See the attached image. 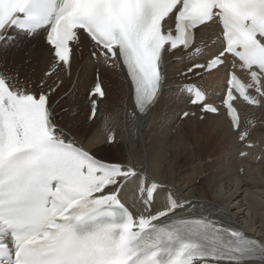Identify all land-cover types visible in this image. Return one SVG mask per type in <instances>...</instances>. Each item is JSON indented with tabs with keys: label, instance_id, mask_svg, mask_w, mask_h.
Masks as SVG:
<instances>
[{
	"label": "snow or ice",
	"instance_id": "6c2138e0",
	"mask_svg": "<svg viewBox=\"0 0 264 264\" xmlns=\"http://www.w3.org/2000/svg\"><path fill=\"white\" fill-rule=\"evenodd\" d=\"M173 13L174 33L165 29ZM214 19L223 29V51L188 72L222 65L225 53L239 59L252 83L229 73L223 99L236 128L233 90L249 104L260 102L247 92L253 84L264 96V0H0V53L14 39L11 32L43 33L54 70L70 67L75 48L90 43L92 57L126 71L138 123L137 114H147L161 95L164 53L188 48L193 30ZM185 87L202 112L218 111L199 88ZM51 91L20 86L0 72V264H264V240L241 228L207 217L168 219L184 203L171 195L155 214L130 212L119 199L122 184L140 175L149 206L158 185L145 188L131 162L98 159L59 128ZM90 95H105L99 78ZM105 131L114 143L107 121Z\"/></svg>",
	"mask_w": 264,
	"mask_h": 264
},
{
	"label": "bare ground",
	"instance_id": "6f19581e",
	"mask_svg": "<svg viewBox=\"0 0 264 264\" xmlns=\"http://www.w3.org/2000/svg\"><path fill=\"white\" fill-rule=\"evenodd\" d=\"M48 61L47 47L39 38H32L7 46L6 51L0 53V72L11 76L12 82L25 85L39 76ZM96 67L100 68L106 95L101 103L103 113L98 112L89 123L87 94ZM164 73L167 84H171L175 70L165 69ZM223 82L222 70L205 81L211 90V99L223 87ZM129 100L130 88L122 75L81 56L74 61L69 80L58 88L51 107L57 126L95 156L123 164L131 162L147 179L159 182L162 185L157 192L159 198L170 191L178 199L197 207L203 201H210L215 210H219L218 206L225 209L230 224L251 237L264 240V151L261 150L264 128L258 126L251 133V137L260 142L258 150L248 149L249 154L240 158L241 144L236 140L237 134L230 130L222 114L207 115L203 121L187 117L175 126L174 133L170 131L173 118L180 116L187 107L184 98L177 95L171 85L163 90L148 114L138 117V123H133ZM250 112L264 121V105ZM106 121L109 130L116 129L112 144L107 140ZM191 140L193 151L189 149ZM258 155L260 159L256 160ZM206 157L211 163L204 162ZM178 181L187 185L186 188L182 184L183 188L179 186ZM133 183L130 181L122 186L120 195L124 200H128L125 196ZM223 183L234 188L228 197L221 190ZM187 189L191 193H184ZM213 216L221 217L215 213Z\"/></svg>",
	"mask_w": 264,
	"mask_h": 264
},
{
	"label": "rangeland",
	"instance_id": "374dc122",
	"mask_svg": "<svg viewBox=\"0 0 264 264\" xmlns=\"http://www.w3.org/2000/svg\"><path fill=\"white\" fill-rule=\"evenodd\" d=\"M179 116L177 115L176 117H174L175 119L173 120L174 121V125H173V127L170 129V131L172 130V133H174V131H175V126L176 125H179L177 122H178V120L176 119V118H178ZM177 127V126H176ZM205 130V129H204ZM169 131V132H170ZM263 135H264V133L263 132H261ZM261 135V134H260ZM192 142V140L190 141V143ZM192 143H194V142H192ZM192 143H191V145H190V147H189V149L191 150V151H193V149H192V147H193V145H192ZM207 156V155H206ZM261 156V155H260ZM208 157H210V156H208ZM264 157V156H263ZM207 158V157H206ZM204 159V162L205 163H207V164H209V163H211V159L210 158H207V159ZM105 159V158H104ZM105 160H107V159H105ZM210 161V162H209ZM262 167H264V166H262ZM216 169V168H215ZM240 170V169H239ZM181 182V183H180ZM178 181L177 183H178V185L179 186H181L182 187V185H184L183 183H182V181ZM176 183V184H177ZM180 184H182V185H180ZM190 185V184H189ZM223 185L224 186H222V192L224 193L225 192V195H226V197H228L229 195H230V193L232 194L233 192H234V188L233 189H230V187H229V185H227L226 186V184L225 183H223ZM186 186L187 185H184V188H186ZM226 186V187H225ZM228 187V188H227ZM183 188V187H182ZM189 189H191V187H189ZM189 189H187L184 193H186V194H189V193H191L190 191H189ZM184 190V189H183ZM199 206H201L202 208H200V209H204V207H205V209H208L210 212H215L216 210H215V206L213 205V203H211L210 201H203V202H201V203H199ZM199 206L197 207V205L195 206L194 204L193 205H191L190 206V210L191 209H197V208H199ZM195 207V208H194ZM217 207V206H216ZM218 209L219 210H221V211H224L223 213H225V209L224 208H221L220 206H218ZM223 215H225V217H227L228 219H229V217H228V214H223ZM224 218V217H223ZM254 264H256V263H254Z\"/></svg>",
	"mask_w": 264,
	"mask_h": 264
}]
</instances>
